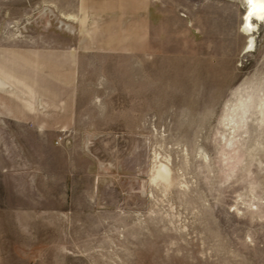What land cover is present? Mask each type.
I'll list each match as a JSON object with an SVG mask.
<instances>
[{
	"label": "rangeland",
	"instance_id": "rangeland-1",
	"mask_svg": "<svg viewBox=\"0 0 264 264\" xmlns=\"http://www.w3.org/2000/svg\"><path fill=\"white\" fill-rule=\"evenodd\" d=\"M246 9L0 0V264H264Z\"/></svg>",
	"mask_w": 264,
	"mask_h": 264
},
{
	"label": "bare ground",
	"instance_id": "bare-ground-1",
	"mask_svg": "<svg viewBox=\"0 0 264 264\" xmlns=\"http://www.w3.org/2000/svg\"><path fill=\"white\" fill-rule=\"evenodd\" d=\"M247 9L246 13L243 16V23L241 25V31L245 34H254L257 24L264 21V0H245ZM252 20H255L256 23H252ZM253 36L249 37L247 49L248 51L252 50ZM252 47V48H251ZM157 177L166 179L169 173V169L166 165L159 166L157 169ZM170 175V174H169ZM169 179V177L167 178ZM166 179V181H167Z\"/></svg>",
	"mask_w": 264,
	"mask_h": 264
}]
</instances>
